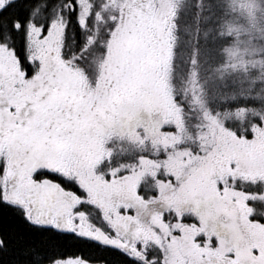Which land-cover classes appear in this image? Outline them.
Segmentation results:
<instances>
[{
    "label": "snow or ice",
    "instance_id": "obj_1",
    "mask_svg": "<svg viewBox=\"0 0 264 264\" xmlns=\"http://www.w3.org/2000/svg\"><path fill=\"white\" fill-rule=\"evenodd\" d=\"M0 264H264V0H0Z\"/></svg>",
    "mask_w": 264,
    "mask_h": 264
}]
</instances>
